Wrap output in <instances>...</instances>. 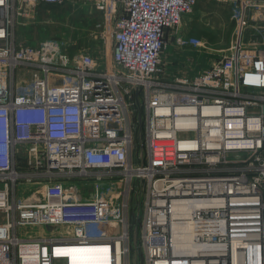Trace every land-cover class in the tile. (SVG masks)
<instances>
[{"label": "built area", "instance_id": "1", "mask_svg": "<svg viewBox=\"0 0 264 264\" xmlns=\"http://www.w3.org/2000/svg\"><path fill=\"white\" fill-rule=\"evenodd\" d=\"M222 1L231 46L186 77L162 56L198 0H0V264H264V0ZM68 2L100 48L19 40Z\"/></svg>", "mask_w": 264, "mask_h": 264}, {"label": "rangeland", "instance_id": "2", "mask_svg": "<svg viewBox=\"0 0 264 264\" xmlns=\"http://www.w3.org/2000/svg\"><path fill=\"white\" fill-rule=\"evenodd\" d=\"M89 8L90 5L80 2L36 6L33 15L23 19L19 26V40L37 46L46 39H60L69 53L80 48H100L103 17L99 11L91 12ZM233 12L227 1L198 0L192 12L183 17L181 26L167 39L170 44L165 55L176 72L194 77L211 66L219 50L222 52L231 46L236 26ZM137 218L136 213L133 222ZM134 241L133 238L135 252Z\"/></svg>", "mask_w": 264, "mask_h": 264}, {"label": "crops", "instance_id": "3", "mask_svg": "<svg viewBox=\"0 0 264 264\" xmlns=\"http://www.w3.org/2000/svg\"><path fill=\"white\" fill-rule=\"evenodd\" d=\"M165 54H163V56H162L164 70L168 74H171L172 76H177V75L186 76L181 71L176 72L177 70L175 69V66H173V64L169 63L170 58H168V56ZM186 77H192V76H186ZM74 250H75L74 251V257H76L80 260H90L91 258L93 259L94 257L98 256L100 248L98 247V249H95V248H91V247H81V248H77Z\"/></svg>", "mask_w": 264, "mask_h": 264}, {"label": "bare ground", "instance_id": "4", "mask_svg": "<svg viewBox=\"0 0 264 264\" xmlns=\"http://www.w3.org/2000/svg\"><path fill=\"white\" fill-rule=\"evenodd\" d=\"M178 207H180V206L177 205V208ZM179 232H182V231L180 230ZM98 247L100 248L98 256L94 257L93 259L91 258L90 260H80V259L74 257V251H75L74 249H77V248L71 249L72 251H70V252H71L72 259H73V263H77V264H82V263H84V264H99V263H101L102 258L106 255V253H104L106 250L102 246H98ZM98 247H91V248L98 249ZM214 264H218V262H216Z\"/></svg>", "mask_w": 264, "mask_h": 264}, {"label": "water", "instance_id": "5", "mask_svg": "<svg viewBox=\"0 0 264 264\" xmlns=\"http://www.w3.org/2000/svg\"><path fill=\"white\" fill-rule=\"evenodd\" d=\"M136 236H137V229H136V232H135V239H136Z\"/></svg>", "mask_w": 264, "mask_h": 264}]
</instances>
